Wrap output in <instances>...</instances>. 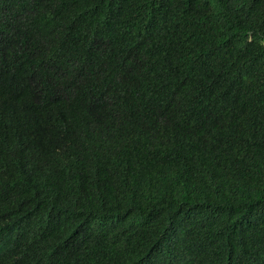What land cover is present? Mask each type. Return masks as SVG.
<instances>
[{
  "label": "trees",
  "instance_id": "trees-1",
  "mask_svg": "<svg viewBox=\"0 0 264 264\" xmlns=\"http://www.w3.org/2000/svg\"><path fill=\"white\" fill-rule=\"evenodd\" d=\"M0 264H264V0H0Z\"/></svg>",
  "mask_w": 264,
  "mask_h": 264
}]
</instances>
